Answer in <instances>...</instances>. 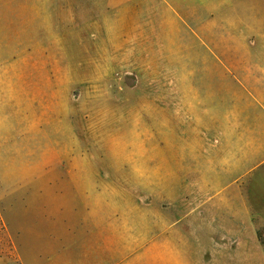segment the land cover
<instances>
[{
	"label": "rangeland",
	"instance_id": "374dc122",
	"mask_svg": "<svg viewBox=\"0 0 264 264\" xmlns=\"http://www.w3.org/2000/svg\"><path fill=\"white\" fill-rule=\"evenodd\" d=\"M165 1L0 0V263L32 254L44 205L105 202L129 264H164L155 220L179 222L165 264H264L262 175L231 204L199 191L231 53L200 42L198 0Z\"/></svg>",
	"mask_w": 264,
	"mask_h": 264
},
{
	"label": "crops",
	"instance_id": "0c3cea01",
	"mask_svg": "<svg viewBox=\"0 0 264 264\" xmlns=\"http://www.w3.org/2000/svg\"><path fill=\"white\" fill-rule=\"evenodd\" d=\"M198 3L206 15L204 21L200 19V42L204 41L207 47L213 38L216 53H231L227 60L216 54L215 67L229 72L216 76V84H230V108L220 119L217 115L215 154L210 157L214 169L213 173L210 169L200 170L199 191L212 194L214 190L216 194L209 200L214 198V203H218V197H229L222 203L231 204L238 202L235 196L245 181L246 189L261 187L255 182L262 175L264 188V0H198ZM207 203L213 202L206 200ZM249 205L247 201V212ZM41 210L60 214L46 215L39 221L38 245L32 254L23 250L5 264H129L127 220L118 216L112 221L109 203L50 204ZM251 210L248 218L254 217L255 210ZM165 224L154 221V247H146V250L154 248V263L163 260L165 264L164 259L173 251L169 243L177 234L175 226L179 222ZM185 234L184 241L189 236ZM139 258L142 259L141 253L133 257Z\"/></svg>",
	"mask_w": 264,
	"mask_h": 264
}]
</instances>
